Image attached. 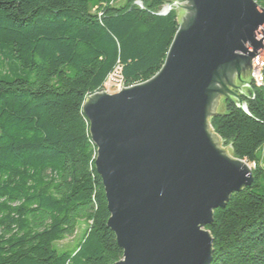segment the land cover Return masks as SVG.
Here are the masks:
<instances>
[{
	"label": "trees",
	"instance_id": "1",
	"mask_svg": "<svg viewBox=\"0 0 264 264\" xmlns=\"http://www.w3.org/2000/svg\"><path fill=\"white\" fill-rule=\"evenodd\" d=\"M0 0V264H113L123 258L83 113L120 67L130 87L155 76L179 29L177 0ZM264 7V0H256ZM238 84H241L238 81ZM210 119L254 182L214 210L210 264H264V83ZM87 224L71 249L58 245ZM57 243V245H55Z\"/></svg>",
	"mask_w": 264,
	"mask_h": 264
},
{
	"label": "water",
	"instance_id": "2",
	"mask_svg": "<svg viewBox=\"0 0 264 264\" xmlns=\"http://www.w3.org/2000/svg\"><path fill=\"white\" fill-rule=\"evenodd\" d=\"M179 29L160 71L83 106L97 148L123 258L113 264H210L214 210L254 182L253 167L222 145L210 119L252 82L264 49L256 0H177ZM238 81L241 84H238ZM125 82H123L124 84Z\"/></svg>",
	"mask_w": 264,
	"mask_h": 264
},
{
	"label": "built area",
	"instance_id": "3",
	"mask_svg": "<svg viewBox=\"0 0 264 264\" xmlns=\"http://www.w3.org/2000/svg\"><path fill=\"white\" fill-rule=\"evenodd\" d=\"M163 12V10L161 11ZM120 67L118 66L113 73L109 75L108 80L106 81L103 90L106 92H111V88H115L116 92H119L123 88L128 86L123 84L124 80L120 75ZM252 82L257 85H262L264 83V53H259L253 59V70H252ZM101 90V91H103Z\"/></svg>",
	"mask_w": 264,
	"mask_h": 264
},
{
	"label": "rangeland",
	"instance_id": "4",
	"mask_svg": "<svg viewBox=\"0 0 264 264\" xmlns=\"http://www.w3.org/2000/svg\"><path fill=\"white\" fill-rule=\"evenodd\" d=\"M124 1L125 0H118L117 5H121L122 3H124ZM261 53H264V49H262ZM109 93H111V94L116 93L115 88H111V92H109ZM222 145L224 146L223 142H222ZM263 154H264V147H263L261 153H259V156L262 157ZM251 166H253V165H251ZM261 167H262L263 172H262L261 177H260V184L255 189L258 192L264 193V160L261 163ZM86 228H87V224L84 221L80 220L78 222V228H77L76 234L74 236L67 237L63 241L58 242V245L64 249L73 248L76 245V243L78 242V240L80 239V237H82ZM55 245H57V243H55Z\"/></svg>",
	"mask_w": 264,
	"mask_h": 264
}]
</instances>
